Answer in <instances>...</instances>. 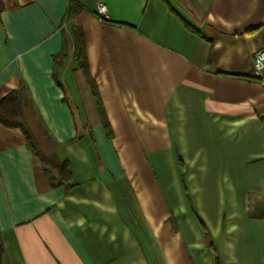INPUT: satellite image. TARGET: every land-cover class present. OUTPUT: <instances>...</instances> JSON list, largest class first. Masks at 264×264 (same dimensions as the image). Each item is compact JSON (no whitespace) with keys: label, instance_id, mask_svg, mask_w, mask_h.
Segmentation results:
<instances>
[{"label":"crops","instance_id":"1","mask_svg":"<svg viewBox=\"0 0 264 264\" xmlns=\"http://www.w3.org/2000/svg\"><path fill=\"white\" fill-rule=\"evenodd\" d=\"M74 1L0 0L1 264H264V0Z\"/></svg>","mask_w":264,"mask_h":264},{"label":"trees","instance_id":"2","mask_svg":"<svg viewBox=\"0 0 264 264\" xmlns=\"http://www.w3.org/2000/svg\"><path fill=\"white\" fill-rule=\"evenodd\" d=\"M71 4H72V8H74L75 11L79 10L81 8V6L77 5L74 0H71ZM1 9H2V7L0 5V11H1ZM71 14L72 13H70V11H69V17ZM98 16L100 17V19L103 22L107 21L106 17L99 15V14H98ZM71 27H72L71 32H72L73 41H74V54H73L74 60L77 62V65H78L77 67H79L80 69H83V70H87L88 66H87V60H86L83 32L81 29H79L75 26H71ZM66 57H67V51H66V48H64L61 55L55 57V65L61 64ZM8 99H7V101H8ZM9 100H11L10 102L13 104L16 103L15 101H13L14 100L13 96H11V99H9ZM10 125L21 126L22 123H21V121L17 120L15 122L11 123ZM30 146L33 147V144L31 143ZM61 176L64 178H67L69 176L67 163L64 164L63 170L61 171ZM204 230H205V228H204ZM205 235H206V237H208L207 232H205ZM209 247L211 250L214 251L213 244L210 240H209ZM2 254H3V242L1 239V233H0V264H1Z\"/></svg>","mask_w":264,"mask_h":264},{"label":"built area","instance_id":"3","mask_svg":"<svg viewBox=\"0 0 264 264\" xmlns=\"http://www.w3.org/2000/svg\"><path fill=\"white\" fill-rule=\"evenodd\" d=\"M106 5L103 3L99 4V8H98V13L99 15H102L106 12ZM264 69V48L258 50L255 53V57H254V71L255 74L257 76L260 75V73L263 71Z\"/></svg>","mask_w":264,"mask_h":264}]
</instances>
